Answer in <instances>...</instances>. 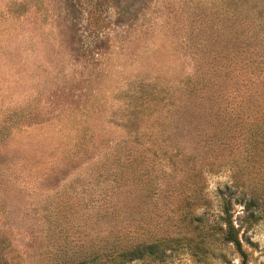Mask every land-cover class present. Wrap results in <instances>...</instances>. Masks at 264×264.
Listing matches in <instances>:
<instances>
[{
    "label": "rangeland",
    "instance_id": "obj_1",
    "mask_svg": "<svg viewBox=\"0 0 264 264\" xmlns=\"http://www.w3.org/2000/svg\"><path fill=\"white\" fill-rule=\"evenodd\" d=\"M210 5L0 0V264H241L226 215L245 264H264V152L241 159L213 101L161 149L169 107H131L192 75L204 33L240 36Z\"/></svg>",
    "mask_w": 264,
    "mask_h": 264
},
{
    "label": "trees",
    "instance_id": "obj_2",
    "mask_svg": "<svg viewBox=\"0 0 264 264\" xmlns=\"http://www.w3.org/2000/svg\"><path fill=\"white\" fill-rule=\"evenodd\" d=\"M210 1L213 5L206 7L207 9L217 15L228 14L227 18L234 24H225L222 28L234 30L236 27L240 36L229 35L221 41L215 37L213 31L210 34L204 33L196 42L197 51L192 53L194 54L192 75L185 77L178 87L168 93L167 98L159 96V102H157L156 98L154 100L156 95L149 99L143 96L137 98L139 103H132L131 107L138 108L140 112L148 109L146 112L150 111L149 115H152V112L160 114L163 108V105H160L161 101L169 107L171 113L154 115L153 118L161 129L166 127L165 130L158 132L157 137L161 140L150 141L155 148L161 149L162 144L169 142V137L180 134L181 131L177 128L180 125L183 130V122H186L189 128H193V123L187 116L196 113L197 107L202 104V99L213 101L215 112L221 110L224 116L223 123L217 127L220 130L218 134L226 138V143L231 145V148L241 151V159L250 161L255 159L258 153L264 152V54L258 51L256 44L255 47L250 45L253 39L264 37L262 25L264 20L260 10H255L253 13L254 9H249L244 3L258 2L264 9V0H230V3L227 0ZM233 1H238L239 5L244 4L246 10L239 9ZM242 12L243 14H240ZM212 28L216 30L217 25L213 24ZM233 33L236 34L235 31ZM262 47L264 48V43ZM180 117L182 120L178 119ZM187 131L190 132L189 129ZM219 143L223 144V141L219 140ZM233 144H235L234 147H232ZM239 146L240 149L237 148ZM245 154L247 156H244ZM258 158L264 161V154L262 157L258 155ZM119 189L120 183L115 179L106 195ZM221 198H223V211L226 213L228 200L222 196ZM225 221L226 229L223 232V238L233 244L240 253L241 264H245L246 254L240 247L238 230L228 220V215ZM127 253L139 256L140 251L135 252L132 248Z\"/></svg>",
    "mask_w": 264,
    "mask_h": 264
}]
</instances>
